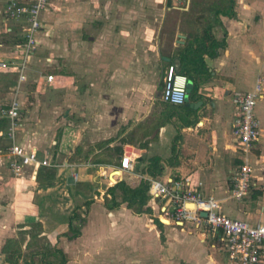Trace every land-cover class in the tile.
<instances>
[{"label":"crops","instance_id":"1","mask_svg":"<svg viewBox=\"0 0 264 264\" xmlns=\"http://www.w3.org/2000/svg\"><path fill=\"white\" fill-rule=\"evenodd\" d=\"M6 1L0 0V60L14 56L23 41L21 23L2 18ZM130 1L50 0L19 92L18 71L0 68V108L16 96L21 101L15 138L0 116V147L16 142L60 164L41 167L36 179L32 169L17 175L0 164V264H14L3 251L11 238L22 247L19 264H59L55 249L65 264H230L218 235L165 221L152 197L153 213L137 214L126 203L111 208L108 189L123 178L136 186L142 178L190 175L220 200L223 213L264 224V190L256 187L264 184V96L255 110L261 139L249 157L255 185L242 199L231 194L243 162L232 141L236 98L259 77L264 83V0H235L234 16L195 11L191 0L186 8L172 0H134L163 5L156 22L148 21L154 11ZM56 2L65 6L55 15L57 39L50 11ZM72 7L83 10L70 13ZM71 18L86 20L79 32ZM136 18L148 22L133 27ZM170 65L194 84L182 107L162 98ZM48 74L56 75L54 86ZM125 154L135 158L132 171L121 169ZM71 225L79 236H68Z\"/></svg>","mask_w":264,"mask_h":264},{"label":"built area","instance_id":"2","mask_svg":"<svg viewBox=\"0 0 264 264\" xmlns=\"http://www.w3.org/2000/svg\"><path fill=\"white\" fill-rule=\"evenodd\" d=\"M49 5L50 0H7L3 8L4 21H15L22 25L23 41L17 44L18 50L10 59L0 60L1 69L18 71L17 92L22 83L28 80L27 67L39 43L38 36L44 27V13ZM56 78L55 74H48L47 83L54 86ZM263 91V78L259 77L254 89L239 93L236 98L232 133L237 138V145L243 156L231 189V194L236 199H242L255 185L249 157L261 139V120L255 110L264 96ZM162 98L173 105H182L188 100L187 77L178 74L175 65H170L166 72ZM20 115L21 101L17 96L9 107L0 108V116L9 120L7 134L11 138H15L19 128ZM134 160L132 154L123 155L121 169L132 171ZM0 164L6 165L17 175L23 174L28 168L32 169V179H36L41 167L60 166L48 155L40 157L36 149H27L16 142L8 147H0ZM74 177L78 179V174ZM202 186L199 178L189 175L165 182L152 179L148 191L155 201L160 200V218L181 225L194 221L197 228H202L208 235H218L225 246L230 264H258L264 253V224H255L223 213L220 200L214 195H206ZM203 212L207 215H202Z\"/></svg>","mask_w":264,"mask_h":264},{"label":"trees","instance_id":"3","mask_svg":"<svg viewBox=\"0 0 264 264\" xmlns=\"http://www.w3.org/2000/svg\"><path fill=\"white\" fill-rule=\"evenodd\" d=\"M224 3H226L224 5ZM236 1L235 0H213L209 3V6L205 7L201 3H193V6H201L200 8L203 10H210L217 13L220 12H225L226 14H229L230 16L235 15V7ZM191 9L194 10L192 7ZM217 22V19L215 20ZM207 33L209 32V37H211V28L212 26L209 24ZM208 37V38H209ZM207 38V39H208ZM206 39V37H205ZM142 160V159H141ZM149 181L142 178L140 183L136 186L130 185L127 180L124 178L121 181H118L115 185L110 187L108 189V192L112 195L110 199V207L111 208H118L120 207L123 203L127 204V207L132 209L135 213L137 214H142V213H153L152 207L149 205V202L151 200V195L149 194ZM109 202V203H110ZM156 223L159 224L160 226H163V222L156 218L155 219ZM28 231H25V233ZM81 234V230L78 226L71 225L70 231L68 236L70 238L77 237ZM163 236V235H162ZM164 238V236H163ZM3 251L6 254V261L14 264H19V261L22 256V247L17 239L11 238L8 239ZM56 255L59 256V264H65L67 261V258L65 254L63 253L62 250L55 249ZM45 262V261H44ZM33 262H29L26 259L24 260V264H32ZM48 264H53L52 261H47Z\"/></svg>","mask_w":264,"mask_h":264},{"label":"rangeland","instance_id":"4","mask_svg":"<svg viewBox=\"0 0 264 264\" xmlns=\"http://www.w3.org/2000/svg\"><path fill=\"white\" fill-rule=\"evenodd\" d=\"M134 0H131L130 1V6H132V7H134V6H136L135 8H137L138 6H139V4L140 5H142V8H144L145 10H146V12H150V11H154V13H155V15L154 16H151L149 19H148V21L149 20H152V21H150V22H156L157 21V16H158V14L157 13H159V11L161 10V9H163V5H161V4H158V3H137V2H133ZM173 1V3H177L176 5L178 6V7H181V8H186L187 7V1L188 0H172ZM211 1H213V0H191V8L193 7L194 8V10L196 11H204L203 9H201L200 7L201 6H197V7H195V6H193V3H194V5H195V3H201L202 5H204L205 7L207 6V8H208V6H209V3L211 2ZM72 3V2H71ZM69 4V3H68ZM67 4V5H68ZM226 3H224V5H225ZM63 5V2H61V4L60 5H58L57 4V2L54 4V5H52L51 7H50V11L54 14V16L55 15H57V13L58 12H60V11H64V7L62 6ZM66 5V4H65ZM145 5V6H144ZM144 6V7H143ZM81 10H83L82 8H78L77 10L75 9V8H71V10H70V13H74L73 11H81ZM61 15H63V14H61ZM54 22H52V24H53V29H54V38L55 39H57V36H59L60 34L58 33V31H60L61 32V30H60V22H61V20H60V18L58 19L57 18V16H55L54 17ZM142 20H144V21H147V19L145 20L144 18H136L134 21H132L131 22V26H133V27H138V26H141V23H142ZM68 22H70L71 23V29H72V31H74V28H76V27H78L77 28V30H76V32H79V30L78 29H80L81 28V25H82V22H85L86 23V20L85 19H80V18H78V19H75V18H71V19H68L67 20ZM115 21V20H114ZM147 21V22H148ZM10 23H12L11 21H9ZM183 22H184V24H189L188 23V20H187V18L186 19H183ZM122 28V26L121 25H118L117 26V30H119V29H121ZM76 35V34H75ZM70 36L71 37H74V33H71L70 34ZM47 51H45L44 53H40L39 54V56L40 57H44L45 56V53H46ZM55 58H57V56H56V54H55ZM163 90V89H162ZM54 91H56V90H54ZM48 93H49V91H48ZM56 93V92H55ZM49 95L50 96H53L54 95V92L52 91V93L50 92L49 93ZM51 100V99H50ZM169 105H171L172 107H174L172 104H170L169 103ZM183 105H185V104H182V106ZM176 107H182V106H180V105H175ZM232 138H233V140L232 141H237V138L233 135L232 136ZM176 148V147H175ZM45 169H47L46 167H42V169H41V171L43 172V170H45ZM158 179L159 180H161V181H164L165 180V178L164 177H158ZM257 181V180H256ZM258 182V181H257ZM256 187H262V190H264V184L263 185H260L259 183L257 184V186ZM251 198H250V196L249 197H247L245 200H250ZM160 200L158 199V202H159ZM154 217V216H153ZM185 226L187 227V228H189V229H194V230H196V226H195V222L194 221H187L186 222V224H185ZM153 260H154V258H153ZM152 260V261H153ZM153 262H155V261H153ZM138 262L136 261V260H134L133 261V264H137ZM132 264V263H131Z\"/></svg>","mask_w":264,"mask_h":264},{"label":"water","instance_id":"5","mask_svg":"<svg viewBox=\"0 0 264 264\" xmlns=\"http://www.w3.org/2000/svg\"><path fill=\"white\" fill-rule=\"evenodd\" d=\"M193 85H194V84H193V81H192V80H188V81H187V92H188V93L191 92V90H192V88H193ZM132 149H133L132 147H130V146L128 147V150L131 151ZM133 150H134L135 152L139 151V149H133ZM202 215L206 216L207 213H206V212H203Z\"/></svg>","mask_w":264,"mask_h":264},{"label":"bare ground","instance_id":"6","mask_svg":"<svg viewBox=\"0 0 264 264\" xmlns=\"http://www.w3.org/2000/svg\"><path fill=\"white\" fill-rule=\"evenodd\" d=\"M191 206H193V205H191ZM166 221V220H165Z\"/></svg>","mask_w":264,"mask_h":264}]
</instances>
